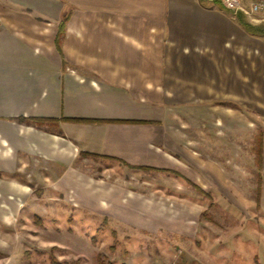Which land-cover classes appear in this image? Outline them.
Instances as JSON below:
<instances>
[{
	"label": "crops",
	"instance_id": "crops-1",
	"mask_svg": "<svg viewBox=\"0 0 264 264\" xmlns=\"http://www.w3.org/2000/svg\"><path fill=\"white\" fill-rule=\"evenodd\" d=\"M238 14L218 0H0V218L29 180L88 184V156L174 168L185 115L192 137L224 125L230 138L254 113L264 171V38Z\"/></svg>",
	"mask_w": 264,
	"mask_h": 264
},
{
	"label": "rangeland",
	"instance_id": "rangeland-1",
	"mask_svg": "<svg viewBox=\"0 0 264 264\" xmlns=\"http://www.w3.org/2000/svg\"><path fill=\"white\" fill-rule=\"evenodd\" d=\"M241 18L264 38V13ZM248 117L245 137L223 136L222 125L195 138L185 115L171 169L88 156L86 185L29 180L4 198L0 264H264L261 136Z\"/></svg>",
	"mask_w": 264,
	"mask_h": 264
},
{
	"label": "trees",
	"instance_id": "trees-1",
	"mask_svg": "<svg viewBox=\"0 0 264 264\" xmlns=\"http://www.w3.org/2000/svg\"><path fill=\"white\" fill-rule=\"evenodd\" d=\"M68 17V13H63L61 15V19H60V22L58 24V30H57V35H56V38H55V46L57 48L58 51H60V39H61V35H62V32H63V27H64V22L66 20V18ZM237 19L239 21V23H241V25L243 26V28L245 30H247V32H250L251 34H254V33H257L258 31H256L255 28H253L251 25H249L248 23H244L242 21V18H241V14H238L237 15ZM19 123H25V124H30V123H34L36 125H43V124H49V125H57V120H54V119H25V118H22V117H19L16 119ZM257 138V142H258V146H259V153L257 154V156L259 157V160H260V156H261V137H256ZM258 160V165L260 164V161ZM260 167V166H259ZM132 168V167H131ZM135 168V167H133ZM155 171H162L163 170H156V169H153ZM66 264V263H64Z\"/></svg>",
	"mask_w": 264,
	"mask_h": 264
},
{
	"label": "built area",
	"instance_id": "built-area-1",
	"mask_svg": "<svg viewBox=\"0 0 264 264\" xmlns=\"http://www.w3.org/2000/svg\"><path fill=\"white\" fill-rule=\"evenodd\" d=\"M220 4L227 10L233 12H241L246 15H257L264 13V0H254L246 6L241 0H218Z\"/></svg>",
	"mask_w": 264,
	"mask_h": 264
}]
</instances>
